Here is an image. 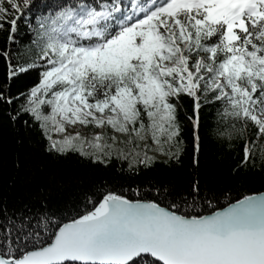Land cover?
Segmentation results:
<instances>
[{"label":"snow or ice","instance_id":"obj_1","mask_svg":"<svg viewBox=\"0 0 264 264\" xmlns=\"http://www.w3.org/2000/svg\"><path fill=\"white\" fill-rule=\"evenodd\" d=\"M0 62V120L126 178L0 202V264H264V181L200 159L212 115L264 176V0H0Z\"/></svg>","mask_w":264,"mask_h":264},{"label":"trees","instance_id":"obj_2","mask_svg":"<svg viewBox=\"0 0 264 264\" xmlns=\"http://www.w3.org/2000/svg\"><path fill=\"white\" fill-rule=\"evenodd\" d=\"M3 74L4 68L0 62V78ZM24 83H28V80ZM184 106L190 109L187 101ZM181 119H184L183 111ZM213 123L212 115H209L206 118V127L201 130V173H206L213 182L225 187L235 188L243 181L247 187L259 189L264 181V176L260 173L242 172L239 177L230 174L239 158L238 153L235 149L222 146L207 134L206 128ZM185 134L190 140L189 129H186ZM190 147L189 145V150ZM187 159L185 157L186 163ZM157 168L159 171H166L177 184L184 180L183 169L165 170L159 165ZM101 178L109 181L126 179L103 165L93 166L90 161L82 159L76 153L66 156L50 155L44 150L42 138L38 134L26 130L22 125L13 127L6 119L0 120V202L19 206L21 202L34 201L42 194L40 190L43 188V194L49 195L52 202L62 203L76 195L80 188Z\"/></svg>","mask_w":264,"mask_h":264}]
</instances>
